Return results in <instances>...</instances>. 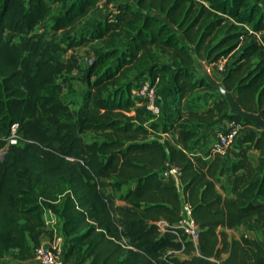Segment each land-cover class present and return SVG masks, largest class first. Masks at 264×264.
Wrapping results in <instances>:
<instances>
[{
  "label": "trees",
  "instance_id": "obj_1",
  "mask_svg": "<svg viewBox=\"0 0 264 264\" xmlns=\"http://www.w3.org/2000/svg\"><path fill=\"white\" fill-rule=\"evenodd\" d=\"M259 2L118 0L92 29L74 35L75 24L97 8V0H0V259L33 261L44 231L50 234L42 219L49 208L62 220L64 264H264L261 240L227 232L246 218L255 229L264 228V202L252 201L264 197V131L231 114L215 87L196 79L190 51L202 50L210 62L224 60V88L244 110H261L264 118ZM51 3L60 6L56 15ZM48 19L54 30L68 31L69 48L98 42L81 69L86 89L75 110L61 98L78 67L74 57H54V41L33 60L5 51L6 40ZM167 53L168 61H161ZM144 74L181 100L201 90L212 104L176 107L161 116L145 112L131 96V85ZM220 118L253 126L243 140L260 151L253 165L246 149L239 150L230 167L231 195L225 196L213 181L222 171L219 154L207 160L189 152L200 147L201 131ZM90 130L101 139L84 141ZM167 160L180 169V186L159 178ZM109 178L114 187L128 186L117 217L104 192ZM183 202L200 229L197 247L156 225L176 222Z\"/></svg>",
  "mask_w": 264,
  "mask_h": 264
},
{
  "label": "rangeland",
  "instance_id": "obj_2",
  "mask_svg": "<svg viewBox=\"0 0 264 264\" xmlns=\"http://www.w3.org/2000/svg\"><path fill=\"white\" fill-rule=\"evenodd\" d=\"M118 1V0H116ZM115 0H110L102 4V9L97 7L94 11L88 15L82 17L74 26V31L71 33L77 35L82 31H88L95 26L97 20L103 19L106 14H109L115 5ZM260 5L264 7V0H260ZM52 15H56L59 12L60 6L56 3H51ZM105 8V9H104ZM71 35V34H70ZM68 31L67 30H54L52 19L46 20L43 24L38 25L32 31L23 34H16L11 40H6L5 51L10 55L19 59L33 60L36 58V53L42 48L48 47V44L53 42L55 49L52 52L54 57L64 61L68 57H74L77 61V69L70 74V81L65 83L62 87L61 98L70 103L72 109H77L81 98L85 92L86 86L84 84L82 67L86 64L87 58L92 55L93 49L98 47V42L91 41L80 47H68ZM35 43V49L32 48V44ZM38 43V44H37ZM161 61H168V56H162ZM221 72V71H220ZM135 79V77H133ZM61 81V78H58ZM202 93L200 90H196L189 95V99L200 98ZM197 98V99H198ZM210 98V97H208ZM203 102V101H202ZM204 104V103H203ZM84 141H91L93 139H101V135L96 131H87L83 133ZM165 136V135H164ZM172 139V136H167ZM106 185L104 192L111 197V206L115 217H117L119 209L123 206V202L119 199V196L123 194L128 187L123 185L121 187H114L112 185V179H106ZM50 238V234L44 231V235L41 238V242H47ZM0 264H28L26 262H18L14 260L10 255H7L3 259H0ZM30 264H36L33 260Z\"/></svg>",
  "mask_w": 264,
  "mask_h": 264
},
{
  "label": "built area",
  "instance_id": "obj_3",
  "mask_svg": "<svg viewBox=\"0 0 264 264\" xmlns=\"http://www.w3.org/2000/svg\"><path fill=\"white\" fill-rule=\"evenodd\" d=\"M106 0H97V7L102 9V4ZM105 9V8H104ZM92 55L87 58L86 63H90ZM223 72V63L217 66ZM213 69L211 64L205 66V71L210 72ZM157 84L158 78L152 83L149 78H140L131 85V96L135 106L145 112L162 115L163 109L157 102ZM16 123L11 126V142L16 141ZM244 130V125L234 119H229L228 126L218 129L215 133V139L211 144L210 150L213 154H224L233 143L234 139ZM158 176L162 180L168 178L174 179L180 186V169L170 161H166L158 170ZM178 219L173 224H168L164 220L156 222L157 227L161 232L171 231L182 242V237L191 241L197 247L200 229L195 223L191 208L188 203H182L178 210ZM42 219L45 228L50 232V238L47 242H41L35 249L33 260L36 264H64L63 254L65 250V237L62 232V220L51 209L46 208L43 211ZM264 235V228H263ZM264 243V236L261 239ZM181 248H183V243ZM179 253V250H169L167 254ZM169 264H174L169 262Z\"/></svg>",
  "mask_w": 264,
  "mask_h": 264
},
{
  "label": "crops",
  "instance_id": "obj_4",
  "mask_svg": "<svg viewBox=\"0 0 264 264\" xmlns=\"http://www.w3.org/2000/svg\"><path fill=\"white\" fill-rule=\"evenodd\" d=\"M190 51L193 58V64L191 65V67L195 71L196 79L198 80L200 78H205L211 85L220 84L221 76L223 72L222 71L220 72L217 66L220 64V62L224 63V60L210 62L208 59L204 57V53L202 50L195 51L193 50L192 47H190ZM169 55L170 53H167L165 56H169ZM207 64H211L213 67V69L210 72L205 71V66ZM141 78H149V77L146 74H144L141 76ZM216 91L219 93L217 89ZM201 93L202 96L200 98L197 97L198 99L186 98L181 100L179 97L174 96L172 93H169V91L166 90V87L163 84L160 83L157 84V102L162 107L163 112L166 111L173 112L176 107H181L182 110H202L209 107L212 104V98H208L209 95L204 94L202 91ZM228 121L229 119L227 118H220L216 120L210 127L203 129L200 133L201 136L200 147L192 145L191 148L189 149L190 154H192L193 156L201 155L207 160L211 159L214 154L211 152L210 147L215 139V133L218 129L227 127ZM251 130H255L253 126L250 125L244 126L243 132H241L234 139L233 143L226 150V152L224 154H219L220 163L222 165V171L216 174L213 181L216 190L222 196L231 195L230 186L232 184L234 174L232 173L230 167L233 163H235L239 159V150L241 148L246 149V156L248 157L249 161L253 165L257 164L260 151L254 148L250 144V142H246L243 140V136ZM239 172H242V170H239L237 173ZM252 201L254 203H262L264 202V197L262 195H256L252 198ZM252 220H253L252 218L244 219L235 228L227 229L228 234L238 237L240 234L243 233L248 237L255 238L260 241L264 236L263 228L255 229L253 227ZM178 254L179 257L181 258L185 257V255L181 253ZM24 262L30 264L32 260H28Z\"/></svg>",
  "mask_w": 264,
  "mask_h": 264
},
{
  "label": "water",
  "instance_id": "obj_5",
  "mask_svg": "<svg viewBox=\"0 0 264 264\" xmlns=\"http://www.w3.org/2000/svg\"><path fill=\"white\" fill-rule=\"evenodd\" d=\"M212 86L215 87L227 101L231 114L248 119L255 127L264 131V118L262 117L261 110L257 112L246 111L240 106L234 94L226 90L221 83L213 84Z\"/></svg>",
  "mask_w": 264,
  "mask_h": 264
}]
</instances>
